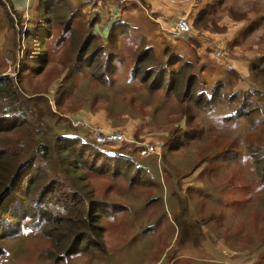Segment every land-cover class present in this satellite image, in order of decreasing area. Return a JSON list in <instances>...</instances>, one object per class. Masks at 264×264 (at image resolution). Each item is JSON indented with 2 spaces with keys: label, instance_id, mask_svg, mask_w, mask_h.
<instances>
[{
  "label": "rangeland",
  "instance_id": "1",
  "mask_svg": "<svg viewBox=\"0 0 264 264\" xmlns=\"http://www.w3.org/2000/svg\"><path fill=\"white\" fill-rule=\"evenodd\" d=\"M66 2L70 11L73 6ZM212 2H215L210 11L213 19L223 16L239 26V35L226 48V54L232 63L237 57L244 58V66L249 61L250 74L244 77L242 70L221 72L216 78L204 82L196 75L198 82L187 96L181 92L179 96L167 92L165 86L148 89L149 81L142 83L140 74L132 72L135 55L140 49L138 34L130 31L117 47L110 46L109 39L104 42L91 30L80 8H75L78 17L73 19L71 28L75 31L89 29L99 36L97 41L105 45L99 55L101 63H105L109 52L118 53L112 64L116 70L113 81L102 84L94 79L95 84L112 87L102 88V93L100 87L84 86L76 75L78 73H69L74 53L69 42L70 32H63V26L55 24L48 28L47 16L40 9L42 19L29 32L41 35L50 29V36L43 43L25 36L17 68L14 65L19 44L11 27L14 49L12 60L9 58L12 69L7 75L14 79L22 100L30 104L28 114L36 118L34 126L50 134V138L62 129L83 134L89 142L107 152L130 155L136 164L125 168L123 160L101 156L102 162L108 158L114 165L107 172L101 174L80 166L73 170L71 178L76 177V180L69 182V188L81 187V193L88 200L102 202L98 208L106 213L99 218V224L104 227L103 250L83 241L74 253L57 260L62 253H58L53 240L45 237L38 228L31 227L36 224L37 216L26 217L21 221L20 232L2 241L5 252L0 255V264H169L180 241L190 246H198L193 241H199L204 249L201 255H205L210 247L221 244L226 246L228 255L235 258L236 264H264V0ZM62 35L65 41L60 39ZM42 51L47 54L49 69L44 71L43 68L36 73L35 67L39 64L36 55ZM57 62L68 65L69 69L62 85L54 87L55 93H52L47 87L55 79L56 83L59 82L56 76L60 70L52 66ZM22 63L28 71L24 75L25 70L22 71L21 81L17 82ZM178 66L177 63L174 67ZM38 73L43 75L38 77L35 75ZM189 73L191 70L186 71ZM76 78L78 83L74 87ZM115 82L121 87L113 89ZM128 82L134 85L131 90L136 93L140 104L136 107L133 102H128ZM144 87L149 96L140 90ZM43 96L48 102L43 101ZM96 107L107 112V117L109 113L137 115L141 125H145L141 129L146 136L138 133L123 143L96 144L88 136L90 126L87 123L84 122L85 127L74 126L71 120L73 115L81 113L88 116L82 111L92 109L93 112ZM243 113L247 116H241ZM123 120L122 116L113 118L111 125H104L125 131V127H121ZM24 132V129H16L0 134V147L23 136ZM146 138L153 141L156 151L149 156H140L138 146L146 143ZM136 165L146 167L149 174L136 173ZM134 177L137 183L131 184L130 179ZM149 177L156 182L155 185L138 183ZM197 184L201 186L195 187ZM56 190L51 197H61L62 192L68 191L66 186L62 189L58 186ZM178 193L182 196L178 197ZM117 205L121 209L114 211ZM183 207L186 212L181 214Z\"/></svg>",
  "mask_w": 264,
  "mask_h": 264
},
{
  "label": "trees",
  "instance_id": "2",
  "mask_svg": "<svg viewBox=\"0 0 264 264\" xmlns=\"http://www.w3.org/2000/svg\"><path fill=\"white\" fill-rule=\"evenodd\" d=\"M0 4L12 27L13 19L10 13L13 12L1 0ZM39 9L43 15L47 16L48 28L55 24L63 26V32H70L69 42L74 48V53L71 57L73 62L69 73L72 75L88 70L91 78L102 84H110L116 71L112 65L113 60L118 53L109 52L105 63H101L99 55L103 52L105 45L97 41L99 36L89 29L75 31L71 28L73 19L78 17V9L71 8L69 11L66 0H40ZM67 11H69L68 14ZM53 20L54 23H52ZM38 28L42 29V27ZM131 28L127 23L118 21L109 30L108 44L117 47L120 38L128 35L132 31ZM29 31L28 28L25 36H32L40 43L50 36V29H46V32L42 31L41 35L30 34ZM60 39H64V35ZM137 41L140 49L135 55L133 74H140L142 83L149 81L148 89L165 86L167 92H173L176 96H179L181 92L183 96H187L198 82L196 74L192 71V65L181 61V57L176 54H169L165 60L158 59L151 48L146 47L142 36H138ZM36 56L39 57V64L35 67L36 72H41L47 63V54L42 51ZM177 63L179 66L175 68ZM111 65L112 68H110ZM102 67H104L103 70ZM24 70L26 69L22 63L17 73V82L21 81L20 75ZM187 70H191V73L186 74ZM42 99L48 102L46 96ZM29 107H31L30 104L22 100L14 79L7 74L0 75V122L2 125L0 134L16 129L25 131L23 136L16 137L0 147V255L5 252L2 241L20 232L21 221L24 218L35 216H37L36 226L31 227L38 228L45 237L53 240L58 253H62L58 255L57 260L74 253L83 241L86 245L103 250L104 227L99 224V218L106 213L103 214L98 208L102 202L88 200L81 193L83 191L81 187L76 190L70 189L69 182L76 180V177L71 178V176L78 166L101 174L107 172L110 166H114L108 158L107 161L102 162L101 156L114 158L120 162L123 160L126 163L125 168L136 164L133 157L116 151L107 152L89 142L88 139L69 132L68 129L57 130L53 138H50V134H45L38 126H34L36 118L29 116ZM241 116L246 117L247 114L243 113ZM135 171L138 174H146L145 168L140 165L135 166ZM142 182L156 184L150 177L147 180L138 181V183ZM130 183H137L135 177L130 179ZM58 186L61 189L66 186L68 191L65 194L62 192L61 197L57 195L51 197L53 191L57 192ZM36 193V196L31 197ZM119 208L121 209L120 205H117V208L113 210L117 211ZM185 212L186 207H183L181 214ZM41 224L44 226L42 227ZM182 243L183 241H180L179 245ZM193 244L199 245V241H193Z\"/></svg>",
  "mask_w": 264,
  "mask_h": 264
},
{
  "label": "crops",
  "instance_id": "3",
  "mask_svg": "<svg viewBox=\"0 0 264 264\" xmlns=\"http://www.w3.org/2000/svg\"><path fill=\"white\" fill-rule=\"evenodd\" d=\"M1 1L19 17L21 22L27 23L30 30L38 25V20L42 19L39 13L40 0ZM67 1L74 9L80 8V13L83 19L88 20L91 30L98 33L101 36L102 41L106 42L108 40L107 38L110 28L118 21L127 23L130 27H132L131 30H134L133 32H136L138 36H142L145 39L146 47L151 48L156 58L165 60L169 54H176L180 56L181 61L189 62L192 65L193 73L199 76L203 82L204 80L208 81L209 79L216 78L221 72L227 74L230 73V71L240 72V70H242L244 72V77L250 74V70H248V68L250 69L249 64L251 63H249V61L246 66H244V58L237 57V59L234 60V63H232L226 54V48L229 47V44L234 42L238 37L240 28L236 22H229L227 21L228 18H226V20L223 16L218 17L216 20L213 19L210 11H212L213 7H215V2H212V0H126L125 4L121 8L117 7L116 2L113 0H103L92 8L85 5V0ZM180 16L186 17L189 20L192 25V32L189 37L175 39L170 35V31L175 18ZM232 27L236 28L232 29ZM65 40L66 39H64V41ZM122 40H124L123 37L120 38L119 43ZM13 49L14 32L10 26L3 7L0 4L1 74H7L8 71L12 69V66L6 63L5 59H11V52ZM216 50L224 52L227 57L224 63H230L232 65V69H228L218 64V58L214 55ZM70 61L72 64V58ZM47 63L45 64L44 71L49 69L50 62ZM52 66H55L60 70L58 76H56L59 82L56 83L57 80L55 79L56 81L54 80L55 82L53 81L52 83H49L47 87L50 92L55 93L53 88H59L62 85V79L66 75V71H68L69 67L68 65H62L59 62L55 65L52 63ZM27 71L28 70H25L23 75L27 74ZM35 75L39 77L43 74L40 75V73H38ZM76 75H79V78L82 80L81 82L84 86L100 87L101 93L102 88H104V90L108 88L112 89V87L95 84V80L90 77L87 70ZM244 77L242 78L245 79ZM77 83L76 78L73 80L74 87H76ZM126 86L129 88L127 91V94H129L128 102H133L134 107L140 105L137 103L138 99L136 98V93H133L131 90L134 86L133 83L128 82ZM118 87H121L120 83H116L113 89ZM140 90H144V93L149 96L145 87ZM146 95L142 96L146 97ZM106 104H108V101ZM128 106L131 105L128 104ZM98 108L99 107L93 109L96 110L93 111L95 113L91 111L92 109L83 110L82 112L86 113L88 116L81 113L75 117L73 115L72 118L82 120L90 127H97L104 131H108L119 128H111L104 124L108 123L111 125V119L113 120V118H120L122 116L124 120L121 122L123 123L121 127H125V131L121 128L119 130L124 133L127 140H132V137L130 136L133 134L136 135L139 133L142 136H146L143 134L144 131L141 129L145 125H141L137 119V115L132 116L130 114L126 115L125 113L117 115V113H109L107 117L108 113L104 110H99ZM124 122H126V124ZM78 135L83 137V134ZM144 141L146 143L153 144V141L149 138H146ZM144 168L148 175V169L146 167ZM160 178L163 179L162 174ZM199 186H201V184H197L195 187ZM180 195L181 194L178 193V197ZM169 246L171 247L172 245ZM203 252L204 249L200 244L198 246L181 244L177 246L174 256L169 264H236L235 258L228 255V250L224 245H214L213 248L210 247L207 250L205 255H201Z\"/></svg>",
  "mask_w": 264,
  "mask_h": 264
},
{
  "label": "built area",
  "instance_id": "4",
  "mask_svg": "<svg viewBox=\"0 0 264 264\" xmlns=\"http://www.w3.org/2000/svg\"><path fill=\"white\" fill-rule=\"evenodd\" d=\"M103 0H85V5L89 8H92L96 6L99 2ZM116 2V6L121 8L126 0H113ZM11 17L13 19V29L17 34V53H16V59L17 62H15L14 68H17L19 66V61L22 58V53L24 50V44H25V31L27 30V23H23L18 20L17 16L14 13H10ZM192 32V25L189 22V20L186 17L180 16L175 18L173 26L170 31V35L175 39H182L184 37H188ZM214 55L218 58V64L222 65L228 69H232V65L230 63H224V61L227 59L226 55L221 50H216L214 52ZM6 63H10L11 60L9 58L5 59ZM16 70V69H15ZM73 125H81L83 127L87 126L83 121L81 120H73ZM89 138L94 141L96 144L99 145H111V144H117V143H123L126 142V137L124 133L119 129H112L108 131H104L97 127H90L88 131ZM156 151V147L153 144L150 143H141L138 146V154L140 156H148L149 154H152Z\"/></svg>",
  "mask_w": 264,
  "mask_h": 264
}]
</instances>
